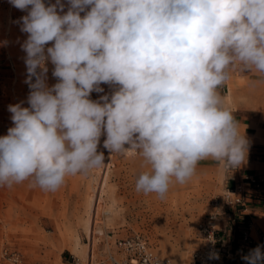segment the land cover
<instances>
[{
	"label": "clouds",
	"instance_id": "clouds-1",
	"mask_svg": "<svg viewBox=\"0 0 264 264\" xmlns=\"http://www.w3.org/2000/svg\"><path fill=\"white\" fill-rule=\"evenodd\" d=\"M9 3L27 10L19 22L30 92L28 107L8 106L0 185L31 180L56 191L105 164L102 135L110 157L143 158L149 170L136 191L161 198L202 160L228 170L245 163L248 140L219 89L237 67L264 73V0H68L66 13L60 0ZM101 84L116 88L90 99ZM242 259L264 264L261 246Z\"/></svg>",
	"mask_w": 264,
	"mask_h": 264
},
{
	"label": "rangeland",
	"instance_id": "rangeland-1",
	"mask_svg": "<svg viewBox=\"0 0 264 264\" xmlns=\"http://www.w3.org/2000/svg\"><path fill=\"white\" fill-rule=\"evenodd\" d=\"M60 2L66 13L68 0ZM44 3L48 6L56 0ZM25 15L27 10L0 0V137L13 126L8 106L21 102L29 106L26 53L21 48L28 34L19 22ZM47 68L51 87L58 81L51 75L54 66ZM230 75L219 89L226 107L237 121L259 114L264 122V73L237 67ZM100 87L104 91L92 92V100L110 96L116 88ZM105 138L101 136L98 146L105 164L68 176L56 191L32 186L31 180L0 185V264H113L110 256L126 261L128 253L116 242L134 233H141L156 254L173 264L192 262L194 250L202 244L198 224L212 211V198L225 190L224 166L211 158L200 161L187 182L173 179L161 198L136 191L137 177L149 170L143 158L120 153L110 157L103 147Z\"/></svg>",
	"mask_w": 264,
	"mask_h": 264
},
{
	"label": "built area",
	"instance_id": "built-area-1",
	"mask_svg": "<svg viewBox=\"0 0 264 264\" xmlns=\"http://www.w3.org/2000/svg\"><path fill=\"white\" fill-rule=\"evenodd\" d=\"M48 66L54 65L48 62ZM252 153L264 160L262 147L253 148ZM240 169L241 166L233 170L225 168V190L212 198V211L198 224L202 244L194 250L189 264H248L242 257L258 245L264 253V233L257 234L255 220L258 215L264 217V167L245 174H240ZM116 244L128 253V257L126 261H118L110 256L113 264H173L169 258L156 254L141 233L119 239ZM213 253H218L219 259H210Z\"/></svg>",
	"mask_w": 264,
	"mask_h": 264
},
{
	"label": "crops",
	"instance_id": "crops-1",
	"mask_svg": "<svg viewBox=\"0 0 264 264\" xmlns=\"http://www.w3.org/2000/svg\"><path fill=\"white\" fill-rule=\"evenodd\" d=\"M81 14L83 16L85 13L82 12ZM238 121L240 122V133L245 134L249 144L247 159L245 163L241 165L239 172L240 174H245L248 172L259 171L264 167V160L260 155L253 154L252 150L259 146L262 147L264 151V122H261L259 114H255L252 118H240ZM259 213L261 214V211H259ZM255 220L257 221L256 232L260 235L262 232L264 233V217L258 215L255 217Z\"/></svg>",
	"mask_w": 264,
	"mask_h": 264
},
{
	"label": "bare ground",
	"instance_id": "bare-ground-1",
	"mask_svg": "<svg viewBox=\"0 0 264 264\" xmlns=\"http://www.w3.org/2000/svg\"><path fill=\"white\" fill-rule=\"evenodd\" d=\"M181 261V260H180Z\"/></svg>",
	"mask_w": 264,
	"mask_h": 264
}]
</instances>
